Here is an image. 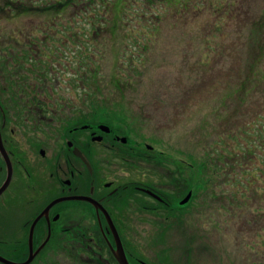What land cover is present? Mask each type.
Returning a JSON list of instances; mask_svg holds the SVG:
<instances>
[{
	"label": "rangeland",
	"instance_id": "1",
	"mask_svg": "<svg viewBox=\"0 0 264 264\" xmlns=\"http://www.w3.org/2000/svg\"><path fill=\"white\" fill-rule=\"evenodd\" d=\"M64 1L0 0V34L72 23L80 100L89 86L97 118L186 161L181 217L134 223L144 264H264V0H73L39 14Z\"/></svg>",
	"mask_w": 264,
	"mask_h": 264
},
{
	"label": "flooded vegetation",
	"instance_id": "2",
	"mask_svg": "<svg viewBox=\"0 0 264 264\" xmlns=\"http://www.w3.org/2000/svg\"><path fill=\"white\" fill-rule=\"evenodd\" d=\"M72 25L27 21L16 37L0 34V251L20 262L36 252L29 264H117L109 220L128 264H144L134 223L181 217L187 163L97 118L89 86L80 100ZM74 197L84 200L54 204L30 232L50 202Z\"/></svg>",
	"mask_w": 264,
	"mask_h": 264
},
{
	"label": "water",
	"instance_id": "3",
	"mask_svg": "<svg viewBox=\"0 0 264 264\" xmlns=\"http://www.w3.org/2000/svg\"><path fill=\"white\" fill-rule=\"evenodd\" d=\"M121 142H124V140L122 139ZM0 191H1V188H0ZM190 197H191V194L189 193V194L185 197V199H184L180 204L183 205V204L187 203L188 200L190 199ZM64 200H84V198H81V197H74V198H69V199H58V200H54V201L50 202V203H49V204H48V205H47V206L41 211V213H40V214H39V215L33 220V222L31 223V226H30V232H31V230H32V228H33V226H34V224L36 223V221H37L40 217H42V216L46 217V216H47V212H48V210H49V208H50L51 206H53L54 204H56V203H58V202L64 201ZM107 221H108V222H107L108 225H110V229H111V231H112V236H113L114 245H115V249H114V250L110 248L111 254H112V256H113V258H114V260L116 261L117 264H128V262H127V260H126V257H124V255H123V252H122V250H121V247H120V244H119L118 238H117V236H116V234H115V232H114V230H113V228H112V225H111V223H110L109 220H107ZM46 239H47V238H46ZM35 254H36V252H34V253H29V254L27 255V258H26L23 262H20V263H13V262L8 261V260H6V259H4V258H2V257L0 256V264H29L30 261L32 260V258L34 257Z\"/></svg>",
	"mask_w": 264,
	"mask_h": 264
},
{
	"label": "trees",
	"instance_id": "4",
	"mask_svg": "<svg viewBox=\"0 0 264 264\" xmlns=\"http://www.w3.org/2000/svg\"><path fill=\"white\" fill-rule=\"evenodd\" d=\"M73 0H65L64 2L60 3V4H51V5H47L46 8L50 9L51 7H53L54 9H65L67 6H73L72 4H74L72 2ZM50 7V8H49ZM44 8V9H46ZM209 163L211 164V161H209Z\"/></svg>",
	"mask_w": 264,
	"mask_h": 264
}]
</instances>
